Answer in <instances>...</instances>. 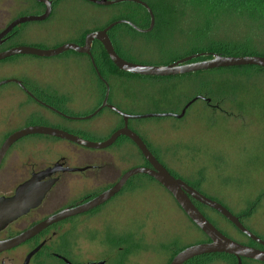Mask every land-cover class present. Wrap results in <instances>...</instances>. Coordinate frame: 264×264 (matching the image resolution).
<instances>
[{
    "label": "rangeland",
    "instance_id": "rangeland-1",
    "mask_svg": "<svg viewBox=\"0 0 264 264\" xmlns=\"http://www.w3.org/2000/svg\"><path fill=\"white\" fill-rule=\"evenodd\" d=\"M122 7L119 4L97 5L87 0H65L58 8L57 18L31 23L30 41L35 40L41 48H52L70 39H80L81 34L84 36L117 19ZM70 26L75 34L66 32ZM177 26L186 27L187 21L179 18ZM121 31L125 32L123 47L128 50L122 55L133 62L165 64L181 58L195 46L179 31L158 37L157 34L132 33L120 24L112 34L119 35ZM21 56L10 66L13 74L29 73L47 84L72 92L69 112L73 116L90 115L100 105L103 86L94 72L93 63L84 54L68 50L51 57ZM155 77L118 79L111 75L112 93H116L114 87L121 83L117 94H123V100L119 106L135 115L179 114L190 100L203 93L202 80L207 77L216 80L215 75H200L193 79ZM244 88L246 90L238 91L234 96H224L220 109L213 108L219 105L218 101H211L209 106L206 100L197 99L181 118L131 119V124L170 170L241 216L246 227L264 239V84H249ZM8 98L0 104V118L7 113L13 117L11 121L0 120V145L8 133L30 125H44L48 121L66 124L70 127L67 131L92 141H103L121 124L120 116L106 108L89 119L63 122L51 113L46 121L30 116L36 109L34 104L19 106L20 100L24 99L21 94ZM123 140L125 143L117 151L115 146L90 149L50 135L32 134L17 140L8 158L21 169L28 161L51 163L59 157H66L71 166L96 160L123 170L143 166L145 160L138 147L128 139ZM106 183V178L102 177L97 181L83 180L76 185L77 190L82 187L97 190ZM122 196L105 207V218L109 227L116 226L122 231L137 229L135 241L140 244L137 264H167L170 251L207 240L206 234L180 208L173 195L156 180L136 175ZM202 208L229 237L239 242L250 241L221 214ZM99 216L86 220L84 225L101 226L103 219ZM89 234L79 233L77 241L98 251L109 241L102 230ZM249 263L264 264L259 261ZM194 264H236V259L232 255L213 254Z\"/></svg>",
    "mask_w": 264,
    "mask_h": 264
},
{
    "label": "flooded vegetation",
    "instance_id": "flooded-vegetation-1",
    "mask_svg": "<svg viewBox=\"0 0 264 264\" xmlns=\"http://www.w3.org/2000/svg\"><path fill=\"white\" fill-rule=\"evenodd\" d=\"M64 1L65 0H0V104L2 100L9 99L8 96L21 94L22 96H24V99L20 100L19 106H25L26 104L31 103L34 104L36 106V109L30 112V116L39 117L46 121L49 117L52 116L51 113L57 115L59 120L62 119L63 122H69L70 120H74L70 118L73 115L69 112V106L73 102L72 92L65 90L63 91V89L58 88L55 85L47 84L46 82H44V80L36 78L29 73L20 74L19 76L13 74V72L10 70V66L13 65L16 61H19L20 58L23 57L21 55L31 54H13L5 57H3V54L20 46H34L41 48L40 45L35 42V40L30 41V39H32L30 37V27L31 23L35 22V20L20 22L14 25L10 30L9 28L18 20L32 16L44 15L47 10H49L48 16L43 20L36 21H51L58 17V8L61 4H63ZM118 4L123 5L124 7L119 8L117 14L118 18L113 20L112 22L120 19L129 20L124 16L128 15V10H136V3L125 2ZM122 25L125 26L126 30L131 31V26L127 24ZM117 27H119V25L113 27L108 32V34L112 40L116 52L124 59H127L122 55V53L124 54L126 53V51H128L126 48L123 47L124 43L122 42V36L125 32L123 33V31H121L119 35L115 36L112 34L113 29ZM103 28H97L95 30H100ZM66 32L71 35L75 34L71 26L66 29ZM87 34H85L84 36L83 34H81L80 39H70L69 41H67V43L76 42L79 44H84ZM59 46L61 45H56L52 48H56ZM103 49L105 50L103 44L100 41L95 40L91 45V55H84L88 57L90 61L91 58H93L96 62L95 58L97 56L101 57ZM127 60L132 61L130 59ZM94 72L103 86L102 99L100 102L101 105L104 102L107 88L105 83L97 74L95 68ZM111 75L116 76L118 79H121L123 77L132 78L133 76H124L115 72L113 73L112 71H110V69H108V71L106 72V77L102 75L109 84V94L107 103L125 112L119 106L120 103H122L123 94H117V90L119 89L121 83L114 87L116 93H112L113 87L109 80ZM10 84H12L13 87H11ZM210 102L211 100L208 102V104H210ZM38 108H40L42 111H40ZM105 108L116 113L121 118V124L115 127L112 133L104 139L107 140L111 137L114 132L125 126V121L122 115L117 113L109 106H105L103 109ZM213 108L220 109L218 105L213 106ZM46 112H48L49 115ZM11 117L13 116L7 113L6 115H3L0 120H2L3 122L11 121ZM131 119L134 118L128 119V128L136 132V130L134 129L135 127L131 124ZM44 125L58 127L65 130L70 129V127L66 124L56 125L49 121L47 124ZM11 133H8L6 135L0 147ZM123 139H128L133 142L129 137L122 135L119 136L110 146H115L114 150L117 149V151H119V149L121 148L120 146H122L126 141ZM143 140L151 150L149 143L144 138ZM12 146L8 149L0 164V196L14 195L17 187L20 184L28 181L35 174H38L42 171H46L49 168L54 170H52L50 174L45 176L42 180H53V183L38 206L30 209L26 214L18 217L17 219L9 223L4 229L0 230V242L18 237L19 235L31 230L36 225L55 216L60 211L66 208L77 207L92 200L101 192L115 185L117 181L121 178V176L128 170L117 168L113 164H100L97 160L87 161L84 164L71 166L70 163H67L66 157H59L56 161L51 163H43L40 161H28V163L25 164L24 167L21 169L18 166L16 167V164H13L11 159L9 161L8 155ZM110 146L106 148H109ZM142 165L149 166V163L145 161V163ZM163 165L165 166L164 163ZM165 167L169 169L167 166ZM72 168H75V170H73ZM102 177L106 178L107 183L105 185L98 186L100 187L99 189L94 190L88 187H82L77 190L78 185L76 184L78 182L83 180L86 181L88 179L97 181ZM177 177L180 178V176ZM133 180L134 176L127 181V183L122 187V189L118 193L113 195L104 203L94 207L93 209L67 217L63 220L55 221L47 226L42 227L25 241L15 246H12L6 250L0 251V264H137V248L139 249L140 247V244H137V241H135V239H137V229L133 231H122L119 227L116 228V226L109 227L105 218V207L109 206L112 200L116 198H122L123 191L126 189L127 185ZM186 182L192 185L191 182ZM195 203L197 202L195 201ZM201 206L206 207L204 205ZM98 215H100L99 217L101 218V220L103 219L101 226L97 227L87 226L88 224L84 225L86 220L93 219ZM238 217L244 224L243 218L241 216ZM101 230L104 232L105 235H107V240L109 241L103 243L102 249L100 251H98L99 249L96 250L92 246L88 247V245L86 244H80L77 241L79 233H85L90 235L89 233L91 232L93 234ZM112 235H114L115 237ZM127 235L131 236V239H133L134 241L126 242L125 239ZM243 235L250 239L247 235ZM206 241H209L208 237ZM253 242L254 243L249 241L248 243H245L241 241L240 243L264 250V246L256 243L255 241ZM182 249L184 248H179L176 250L174 249L170 251V256L167 264H170L174 256ZM140 250L143 249L140 248ZM252 261L255 260L243 258V264H250L249 262ZM183 264H189V261H186Z\"/></svg>",
    "mask_w": 264,
    "mask_h": 264
},
{
    "label": "water",
    "instance_id": "water-1",
    "mask_svg": "<svg viewBox=\"0 0 264 264\" xmlns=\"http://www.w3.org/2000/svg\"><path fill=\"white\" fill-rule=\"evenodd\" d=\"M94 2L98 5H114L118 3L132 2L143 6L150 16V24L146 28H141L134 24L133 22L120 19L110 23L103 29L91 31L86 35L84 44H79L76 42H69L56 48H39L34 46H20L5 54L3 57L13 55V54H31L43 57H51L62 54L65 51L73 50L77 53H83L91 55V45L95 40L100 41L108 56L112 62L122 71L143 75V76H175L182 75L191 72L211 70L226 67L235 66H246L254 65L264 68V55H245V56H232L223 55L217 52H196L188 54L181 58H178L172 62L165 64H144L139 62L129 61L121 57L114 49L112 40L108 32L115 26L120 24H127L135 29L139 33H149L151 32L156 24L155 14L151 6L144 0H88ZM49 10L44 15L32 16L28 18H23L18 20L13 24L9 30L20 22L25 21H36L43 20L48 16ZM203 57V59L196 60L197 58ZM93 66L101 78V80L106 85V94L103 104H101L92 114L84 117H70L71 119H89L96 116L105 106H109L117 113L124 117L125 126L114 132L111 137L103 141H92L85 139L77 134L71 133L67 130L45 125H30L23 129L17 130L11 133L3 142L0 147V164L8 151V149L19 139L32 135V134H44L53 137L61 138L83 146L90 149H104L122 135L129 137L135 145L140 150L141 154L145 160L149 163V166H137L128 169L121 178L117 181L115 185L109 189L101 192L92 200L73 208H66L60 211L55 216L45 220L44 222L36 225L31 230L19 235L16 238L1 241L0 251L6 250L12 246H15L36 233L39 229L47 226L55 221L63 220L67 217L83 213L93 209L94 207L104 203L110 199L113 195L118 193L122 187L127 183V181L135 175H148L159 184H161L165 189H167L177 201L179 206L187 214V216L194 222V224L200 228L209 241L200 242L186 246L184 249L179 251L170 264H183L195 257L208 255V254H228L236 258L237 264H243V258L252 259L255 261L264 263V250L243 243L224 234L214 223H212L198 208L195 201L203 204L204 206L211 208L225 217L229 222H231L236 228H238L243 234L247 235L250 239L256 243L264 246V239L248 229L240 220V218L232 213L225 205L219 201L212 199L198 189L187 183L182 178L173 175L169 169H167L163 163L155 156V154L149 149L148 145L145 143L143 138L130 128H128L127 122L129 118L143 119L148 117H166L175 116L181 118L185 115L189 106L197 99H205L208 102L210 98H206L202 95L196 96L190 100L183 108L181 113H148V114H127L120 109L109 105L107 103L109 94V84L106 79L101 75L99 68L93 58H91ZM75 170V168H72ZM54 169H47L38 174H35L28 181L20 184L14 195L12 196H0V230L4 229L9 223L17 219L18 217L26 214L30 209L38 206L43 200L46 192L51 187L53 180L43 181L42 179L49 175Z\"/></svg>",
    "mask_w": 264,
    "mask_h": 264
},
{
    "label": "trees",
    "instance_id": "trees-1",
    "mask_svg": "<svg viewBox=\"0 0 264 264\" xmlns=\"http://www.w3.org/2000/svg\"><path fill=\"white\" fill-rule=\"evenodd\" d=\"M144 1H146L151 6L155 14V27L149 33H139L135 29L130 28L132 33L146 35L157 34L158 37L172 35L177 31L184 33V35H187L193 45H195L194 48H192L184 56L196 52H217L223 55L232 56L264 55V0ZM135 5L136 10H128V15H125L124 17L131 20L141 28L148 27L150 24L149 13L143 6L139 4ZM179 18L187 21L186 27L184 26L178 28L177 19ZM178 58L166 61L165 63L172 62ZM95 59L97 66L104 77H106V71H108V69H110V71L113 73L115 72L124 76H133L137 78L147 77L120 70L112 62L104 49L101 57L97 56ZM199 59H203V57L197 58L196 60ZM200 75L216 76L215 82L210 80L211 77H207L208 79L205 81L200 80L204 86V89L202 90L203 93H201V95L206 98H210L212 102L218 101L219 107L221 101L223 102L224 100V96H234V93L246 90L244 87H247L249 84H264V68L254 65L203 70L182 75L169 76V78L179 79L180 77H183L184 79L189 77L193 79L194 77H198ZM167 77L157 76L155 78ZM210 105L211 102L209 106ZM153 153L158 157L154 151ZM170 171L176 177L178 176L172 170ZM148 177L151 178L150 176ZM192 185L201 191L198 185L193 183ZM206 196L215 199L209 195ZM196 205L201 210V212L212 223H214L203 211V206H201L203 204L197 202ZM220 230L229 236L225 231L222 229ZM125 241L129 242L134 240L131 239V236L127 235ZM250 241L254 243L252 240ZM204 256L207 255L198 256L192 260H189V264H194L195 261L200 260Z\"/></svg>",
    "mask_w": 264,
    "mask_h": 264
}]
</instances>
